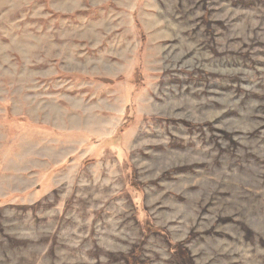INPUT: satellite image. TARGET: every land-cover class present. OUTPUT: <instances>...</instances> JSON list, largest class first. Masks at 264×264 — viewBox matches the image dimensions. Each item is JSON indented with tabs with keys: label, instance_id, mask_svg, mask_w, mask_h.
Listing matches in <instances>:
<instances>
[{
	"label": "rangeland",
	"instance_id": "obj_1",
	"mask_svg": "<svg viewBox=\"0 0 264 264\" xmlns=\"http://www.w3.org/2000/svg\"><path fill=\"white\" fill-rule=\"evenodd\" d=\"M0 264H264V0H0Z\"/></svg>",
	"mask_w": 264,
	"mask_h": 264
}]
</instances>
